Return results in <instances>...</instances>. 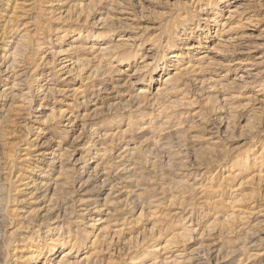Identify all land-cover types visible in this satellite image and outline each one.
I'll return each instance as SVG.
<instances>
[{
	"label": "rangeland",
	"instance_id": "374dc122",
	"mask_svg": "<svg viewBox=\"0 0 264 264\" xmlns=\"http://www.w3.org/2000/svg\"><path fill=\"white\" fill-rule=\"evenodd\" d=\"M46 262L264 264V0H0V264Z\"/></svg>",
	"mask_w": 264,
	"mask_h": 264
},
{
	"label": "bare ground",
	"instance_id": "6f19581e",
	"mask_svg": "<svg viewBox=\"0 0 264 264\" xmlns=\"http://www.w3.org/2000/svg\"><path fill=\"white\" fill-rule=\"evenodd\" d=\"M34 184H35V185H38L39 183L35 182ZM33 186H34V185H33ZM38 187H39V188H37V189H38V191H39V190H42V187H43V186L40 187V186L38 185ZM47 192H48V191H47ZM99 209H100V208H99ZM67 236H68V235H67ZM55 238H56V237H55ZM60 239H61V238H57L55 241L52 242L51 245H49V249H50V251L53 252V251L57 250L60 246H63V245H64V244H63L64 242H63V241L61 242L62 239H61V240H60ZM62 260H63V259H62ZM46 264H50V262H46Z\"/></svg>",
	"mask_w": 264,
	"mask_h": 264
}]
</instances>
